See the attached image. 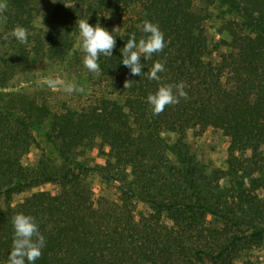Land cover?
I'll list each match as a JSON object with an SVG mask.
<instances>
[{
	"label": "trees",
	"instance_id": "1",
	"mask_svg": "<svg viewBox=\"0 0 264 264\" xmlns=\"http://www.w3.org/2000/svg\"><path fill=\"white\" fill-rule=\"evenodd\" d=\"M38 1L8 0L2 12L0 87L29 71L33 59L64 58L75 48L77 20L87 19L115 37L113 56L99 57L96 76L112 80L104 87L117 92L111 97L104 88L94 102L55 110L23 87L0 91V197L7 200L0 264L17 213L35 217L45 237L35 264H245L242 252L264 239V0H58L41 27ZM213 8L224 16L226 37L215 45L206 33ZM145 19L158 24L165 47L141 57L144 73L132 76L120 49L130 34L137 41L145 35L137 27ZM15 25L28 29L27 44L3 40ZM157 60L165 65L159 82L146 76ZM181 81L187 97L153 115L148 94ZM44 126L57 163L37 141L35 129ZM210 127L229 139L226 168L193 151L189 132L201 137ZM166 133L177 135L174 143ZM34 145L41 153L26 166ZM91 149L103 164L89 165ZM47 183L56 188L9 202ZM136 201L149 205L139 217Z\"/></svg>",
	"mask_w": 264,
	"mask_h": 264
},
{
	"label": "rangeland",
	"instance_id": "2",
	"mask_svg": "<svg viewBox=\"0 0 264 264\" xmlns=\"http://www.w3.org/2000/svg\"><path fill=\"white\" fill-rule=\"evenodd\" d=\"M7 1L8 0H0V4L6 6ZM57 1L58 0H56L55 3H53L52 0L38 1L37 8L39 11L35 21L38 27H41L43 18L46 16L48 11L56 5ZM211 12L213 13V16L206 23V33L210 42L215 45L219 43L221 39L226 38L225 35L220 32V27L222 24L221 17L224 16L214 8L211 9ZM112 21L117 23L118 19L112 18ZM37 26L35 27L37 28ZM4 28L5 21L0 19V33L4 31ZM83 55L84 54L79 47V40L77 39L75 48L64 58L46 60L45 62H42L38 59H33L31 69L29 71L18 73L5 87H0V91L12 92L23 87L30 95L36 96L42 100H46L47 103L55 110L62 106L63 102H66L71 107L85 106L91 102H94L98 97H100L104 88H106L104 86L108 82L112 83L113 81L110 80L108 82H101L99 77L89 72L83 66ZM46 78H54L63 80L65 82H75L78 85L83 86L85 92L69 94L60 87L50 89L47 86L39 83ZM106 90L109 91L107 95L115 97L117 91H114L113 87L109 86L108 89L106 88ZM46 131L47 126H44L42 129H35L37 141L40 146L44 148L46 154L57 163L58 156L53 146L47 140L45 133ZM164 137L170 143H174L177 135L166 133ZM189 139L193 146V151L197 154L198 158L209 163L213 167L226 168L229 139L225 137L221 131L210 127L201 137H197L194 131H190ZM40 153V148L34 145L23 158L24 164L26 166L32 165V163L38 159ZM86 158L89 165L103 164L104 162V159L98 154L96 149L88 150L86 152ZM90 181L92 182L95 189L99 187V185L96 184V182H98L97 177H91ZM55 188V184H43L38 187L30 188L24 192L14 194L13 197L9 199V202L13 205H16L34 192L41 190H53ZM258 193L262 194L263 191L259 190ZM6 203L7 200H5L3 197H0V209L4 207ZM136 204V213L138 217L141 212L149 210V205L142 201H136ZM242 254L243 257L241 262H245V264H264V239L261 240V242L255 243L248 247L242 252Z\"/></svg>",
	"mask_w": 264,
	"mask_h": 264
},
{
	"label": "clouds",
	"instance_id": "3",
	"mask_svg": "<svg viewBox=\"0 0 264 264\" xmlns=\"http://www.w3.org/2000/svg\"><path fill=\"white\" fill-rule=\"evenodd\" d=\"M53 3L56 0H52ZM68 6V5H66ZM5 5L0 4V19H5L2 12ZM78 28V40L80 50L83 52V66L94 75L100 74V65L98 63L101 55L105 57L113 56V49L116 46L115 37L99 23L95 26L88 23L86 19H79L76 22ZM138 28L145 34L138 41L136 35L130 34L124 46L120 49L122 53V63L130 70L132 76H140L142 72L141 57L145 61L152 59L153 55L163 51L165 47L164 33L160 30L158 24L145 19ZM47 31V29H46ZM125 33L120 36L124 37ZM28 29L21 25H15L10 32L3 34V40L7 41L9 37L15 38L21 44L28 43ZM165 71V65L162 61H155L152 67L146 73L147 79L159 82L161 77L159 73ZM44 86L50 89L62 88L65 92L84 93L83 86L75 82H65L54 78H46L40 81ZM131 86V80H125L124 88ZM183 81L175 84L161 83L154 93L147 96L153 115L159 116L165 108L170 105H176L181 98L187 97ZM13 228L12 245L6 264H35L41 257L42 249L46 245L44 235L40 232L35 217L24 213H17L11 217Z\"/></svg>",
	"mask_w": 264,
	"mask_h": 264
}]
</instances>
